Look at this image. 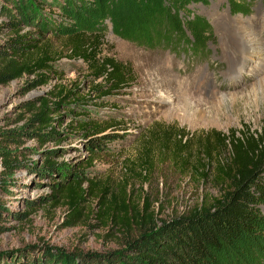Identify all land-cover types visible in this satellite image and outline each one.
I'll use <instances>...</instances> for the list:
<instances>
[{"label":"rangeland","instance_id":"obj_1","mask_svg":"<svg viewBox=\"0 0 264 264\" xmlns=\"http://www.w3.org/2000/svg\"><path fill=\"white\" fill-rule=\"evenodd\" d=\"M47 2L43 13H51L55 24L65 23L58 18L60 11ZM165 2L176 4L185 20L200 19L199 23L206 28L204 31L199 29L194 37L204 43L201 41L197 47L188 44L175 51L148 48L112 32L110 21L105 18L101 53L130 66L133 76L128 88L97 97L94 86L100 80L92 78L80 59L68 55L65 37L50 33H46L39 44H46V50L55 58L51 71H46L47 83L27 92H24L26 83L33 75L0 84V118L6 115L13 118L27 98L46 93L52 96L58 88L70 89L73 98L83 100L79 103L67 101L75 111L80 108L76 105L79 104L99 120L112 118L116 125L105 131L118 134L91 157L87 175L93 184L87 187L89 194L76 215L70 218L62 201L39 206L27 221L9 220L5 224L9 229L0 235V252L27 246L50 247L66 253L111 251L123 243L128 233L133 235L141 225L146 226L149 219L158 222L186 215L200 206L206 207L222 195L224 187L214 180L212 165L219 161L224 164L230 149L219 145L210 131L223 135L233 131L236 136H242L244 133L255 135L260 129L264 116V85L260 83L259 67L255 64L257 56L238 71L241 58L237 33L239 30L255 33L264 51V0ZM2 3L0 0V5ZM139 14L146 19L143 9ZM67 18L72 21L74 17ZM8 20L0 13V25ZM96 24L100 25V22ZM190 24L194 27L198 23ZM185 31L191 38L189 31ZM19 32H37V28L34 23H28L21 25ZM10 36L12 32L7 27L1 29L0 45ZM71 120L65 115L58 127L63 130L61 136L64 138L60 142L61 154L55 160L75 165L86 159L87 152L78 134L66 128ZM156 123L182 129L181 140L186 143V148L180 155L172 138L163 145L164 134L148 141V151L142 155V139L146 135L152 136L149 130L157 126ZM205 139L210 140V158H206L202 148ZM144 158L147 163L143 162ZM202 162L210 165L207 178L199 173ZM194 167H198L197 171ZM48 192L46 186L26 190L25 194L35 198ZM101 195L105 203L112 195H117L124 207L117 205L104 212L98 205ZM258 206L261 227L255 229L254 247L264 249V200H260ZM123 216L131 223L127 234H123L112 220ZM249 249L247 243L243 244L238 248V254H245Z\"/></svg>","mask_w":264,"mask_h":264},{"label":"trees","instance_id":"obj_2","mask_svg":"<svg viewBox=\"0 0 264 264\" xmlns=\"http://www.w3.org/2000/svg\"><path fill=\"white\" fill-rule=\"evenodd\" d=\"M2 2L0 13L9 20L0 25V31L7 27L12 36L0 45V84L33 75L24 92L46 84L49 79L46 71H51L55 58L46 50V44L39 45L46 33L65 37L68 55L80 59L92 78L100 80L94 86L97 97L128 88L133 76L129 65L101 53L105 18L110 21L112 32L148 48L175 51L188 44L197 47L204 43L194 37L195 32L206 28L199 23L200 19L185 20L176 4L165 0ZM46 2L60 11L58 18L65 23L55 24L51 13H43ZM142 9L146 19L139 14ZM147 13L153 16L147 18ZM68 16L74 17L73 20L68 21ZM190 22L198 24L192 27ZM28 23H34L37 32L20 33L21 25ZM72 94L70 89L58 88L52 96L46 93L30 97L21 102L13 118L7 115L0 118V235L9 229L5 225L9 220L27 221L39 206L63 201L71 218L85 202L89 194L87 187L93 184L87 175L91 157L118 134L105 131L116 125L112 118L99 120L79 104L76 105L80 108L75 111L67 101L79 103L83 100L73 98ZM65 115L72 118L66 128L78 134L87 152L86 159L75 165L55 160L63 149L60 144L63 130L58 127ZM155 125L149 130L152 136L142 139V155L148 151L146 144L159 139L161 134L165 137L163 145L171 138L175 140L180 155L186 148L181 140L182 129ZM210 132L219 145L229 147L230 155L228 153L224 164L219 161L212 165L214 180L224 188L222 195L206 207L200 206L197 211L167 221L149 219L147 225H141L133 235L128 233L131 223L126 216L113 217L115 225L128 235L111 251L66 253L50 247L27 246L0 252V264H261L262 260L264 263V249L254 247L255 229L261 227L258 205L264 200V116L255 135ZM47 142L52 144L46 145ZM210 147V140L205 139L202 148L206 158H210ZM143 162L147 163V158ZM209 166L208 162L199 164L201 177L209 176ZM46 186L49 189L46 194H38L35 198L25 194L26 190ZM117 199V195H112L105 203L101 195L98 205L104 212L117 205L124 207L122 199ZM246 243L251 249L239 255L238 248Z\"/></svg>","mask_w":264,"mask_h":264},{"label":"bare ground","instance_id":"obj_3","mask_svg":"<svg viewBox=\"0 0 264 264\" xmlns=\"http://www.w3.org/2000/svg\"><path fill=\"white\" fill-rule=\"evenodd\" d=\"M237 34L240 42L239 56L241 58L238 71H240L241 67L247 62H251L254 59V56H257L255 64L259 67L257 72H260L259 74L261 75L260 83L262 82L261 84L264 85V51L261 49L260 40L256 38L255 33H252L249 30H239Z\"/></svg>","mask_w":264,"mask_h":264}]
</instances>
